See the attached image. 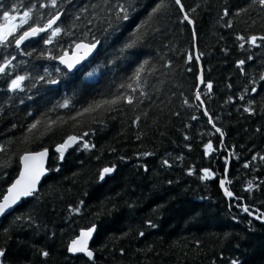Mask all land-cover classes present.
Here are the masks:
<instances>
[{"label": "trees", "instance_id": "obj_1", "mask_svg": "<svg viewBox=\"0 0 264 264\" xmlns=\"http://www.w3.org/2000/svg\"><path fill=\"white\" fill-rule=\"evenodd\" d=\"M180 3L0 0V25L29 12L0 44V199L22 153L50 152L38 191L0 219L4 264H264V6ZM78 41L98 47L68 73L54 59ZM92 225V260L70 256Z\"/></svg>", "mask_w": 264, "mask_h": 264}, {"label": "snow or ice", "instance_id": "obj_2", "mask_svg": "<svg viewBox=\"0 0 264 264\" xmlns=\"http://www.w3.org/2000/svg\"><path fill=\"white\" fill-rule=\"evenodd\" d=\"M177 4H180V0H176ZM259 3L264 6V0H259ZM52 7L56 6V0H51ZM159 7V6H158ZM123 10V9H122ZM158 9H154L156 11ZM127 18V17H125ZM4 19L6 21L5 24L0 25V44H3L4 42L8 41V38L13 35L14 32H16L17 28L27 24L29 20V12L25 11L23 13V16L19 20V24L14 23L16 20L15 16L9 15V13L6 11L4 12ZM59 19L58 16H54L53 18L49 19L47 25L45 27H32L29 31L23 32L22 35L19 36L18 39L15 40L16 46L19 47L23 41L28 39L30 36H36L40 32H44L47 29H52V26L56 23V20ZM187 15L185 16V20H187ZM191 23V21H189ZM61 29L59 27L52 30L51 36L55 37L60 33ZM239 39L243 40V37H238ZM261 39H264V37H261ZM46 43L51 42V37L49 40L45 41ZM250 43L255 44L256 37L253 36L249 40ZM86 48L87 51H91V48H94L95 45H81L78 44L77 48ZM87 51L85 52V56L87 55ZM31 55V53H29ZM84 59V57H79L77 60H75L72 63H68V67L71 70L75 67L76 64L80 63V60ZM62 62H65L63 58H61ZM243 63V61L241 62ZM6 66V65H5ZM5 66H0V72H3L5 69ZM138 75V73H137ZM25 77L23 76H17L16 79L11 81L10 87L12 89H17L20 87L21 81H23ZM55 83V81H52ZM209 89L211 88V85H208ZM254 91V90H253ZM197 99H199V94L197 95ZM112 103H115V101H112ZM129 103H131V100H129ZM247 111V109H246ZM195 119V117H193ZM31 128H36V124H33ZM219 132L220 129H217ZM69 141H75V137H69ZM70 145L66 141L65 144L60 145L57 147V151L60 153L61 158H63L64 150L69 147ZM207 149H211V144L206 146ZM47 155V150L45 149L42 152H37L29 155L22 156L20 159L23 162L24 168L20 173V177L14 182V184L9 188V196L4 197V202L0 203V213H3L4 210L8 207H10L12 204H15L21 197L23 196H29L32 195L33 191L35 190L36 182L40 179V176L43 175L44 169H43V158ZM247 167V165H245ZM111 168H105L103 170L104 173L111 172ZM209 174L205 173V177L207 178ZM103 178V175L102 177ZM224 181H221V184L223 185ZM249 188H251V182H249ZM227 195L231 196V192H227ZM245 211H248L247 208L244 209ZM91 231L88 232H82L81 238L74 240L72 242V246L69 248L70 252H86L89 258L92 257V253L90 251H87V237L91 235ZM3 251H0V256H3ZM44 255L46 256L47 253L45 252ZM233 264H236L234 261Z\"/></svg>", "mask_w": 264, "mask_h": 264}, {"label": "water", "instance_id": "obj_3", "mask_svg": "<svg viewBox=\"0 0 264 264\" xmlns=\"http://www.w3.org/2000/svg\"><path fill=\"white\" fill-rule=\"evenodd\" d=\"M179 6L182 8L181 3L179 4ZM54 16H58V17H60V13H56L55 15L51 16L49 19L53 18ZM49 19H48V20L45 22V24L42 25V26L35 25V26H31V27H29V28L23 30V31L21 32L20 35H22L23 32H25V31H29L30 28H32V27H45V25H47ZM57 21H58V19L56 20V23H57ZM56 23H55V24H56ZM55 24L52 26V28L55 26ZM48 30H50V29H47L46 31H48ZM46 31H44V32H40V33H38V34L45 33ZM38 34H37V35H38ZM20 35H18L16 39H18ZM37 35H36V36H37ZM36 36H30L28 39H26L25 41H23L19 47H21L25 42L29 41L30 39H32V38H34V37H36ZM16 39H15V40H16ZM15 40H14V45L16 46ZM78 44H81V45H89V46L94 44L95 47H94V48H91V51H87V49H86V48H83V47H81V48H77V45H78ZM16 47H17V46H16ZM97 47H98V42H97V41H96V42L78 41V42H76V43L71 47L70 50H69V49L64 50L60 55H58L57 57H55L54 61H55L56 64L60 65V66L63 67L64 69H66V71H67L68 73H74V72H76L77 70H79L80 67H81L85 62L89 61V60L92 58V56L94 55V53H95ZM86 51H87V55L85 56V52H86ZM82 56L84 57V59L80 60V63H79V64H76L75 67L72 68V69L70 70L69 67H68V63H72V62H74L75 60H77L79 57H82ZM61 58H63L65 62H62V61H61ZM69 137H75L76 139H75V141H69V139H68ZM66 141L68 142V144H69L70 146L67 147V148L64 150V153H63V154H65V153L67 152L68 149L73 148V147L78 143V141H79V137H78L77 135H75V134H70V135H68V136H67V137H66L61 143H57V144L52 148V152L57 153V154H60V153L57 151V147L60 146V145L65 144ZM45 149L47 150V155L43 158V169H44V172H43V175L40 176V179L36 182L35 190L33 191L32 195H29V196H23V197H21V198L15 203V204H12L10 207L6 208V209L4 210L3 213H0V219L3 218L4 216L8 215L9 213H11V212H12V211H13V210H14V209H15V208H16V207H17V206L23 201V200L28 199V198H31V197H32V196L38 191V189H39V187H40V185H41V183H42V180L44 179V177H45V176L48 174V172H49V170H48V168H47V164H48V159H49V154H50V152H49V150H48L47 148H43V149H39V150H35V151H26V152L22 153L21 157H22V156H25V155H29V154H33V153H37V152H42V151H44ZM21 157H20V158H21ZM23 168H24V165H23V162H22L21 159H20V167H19V171H18L17 175L15 176V178L12 180V182H11V183L9 184V186L7 187V189H6L5 193L3 194V196L1 197V199H0V203H3V202H4V197H5V196H9V195H10V193H9V188H10V187L14 184V182L20 177V173H21V171L23 170ZM106 168H111V167H106ZM104 169H105V168H104ZM104 169H103V170H104ZM111 169H112V168H111ZM103 170H102V173H101V177H102V175H103V177L106 176V175H110V174L112 173V171H113V169H112L111 172H109V173H104ZM223 189H224V185H223ZM95 229H96V226H95V225H92V226H90V227H87V228H83V229H81V230L79 231V234H78L73 240H71V241L69 242V244L67 245V253H68L70 256H73V257H74V256H77V255H82V256H84L85 258H87L88 260H92V258H93V251L90 249V244H91V241H92V239H93V235H94ZM89 230H92V231H91V235L88 236V237L86 238V239H87V251H90V252L92 253V257L89 258V256L87 255L86 252H70V251H69V248L72 246V242H73L74 240L80 239V238H81V233H82V232H85V233H86V232H88ZM0 264H4V263L2 262V260H1V256H0Z\"/></svg>", "mask_w": 264, "mask_h": 264}, {"label": "bare ground", "instance_id": "obj_4", "mask_svg": "<svg viewBox=\"0 0 264 264\" xmlns=\"http://www.w3.org/2000/svg\"><path fill=\"white\" fill-rule=\"evenodd\" d=\"M43 34V33H42ZM32 40V39H31ZM28 42V41H27ZM23 46V45H22Z\"/></svg>", "mask_w": 264, "mask_h": 264}, {"label": "rangeland", "instance_id": "obj_5", "mask_svg": "<svg viewBox=\"0 0 264 264\" xmlns=\"http://www.w3.org/2000/svg\"><path fill=\"white\" fill-rule=\"evenodd\" d=\"M14 23H16V22L14 21Z\"/></svg>", "mask_w": 264, "mask_h": 264}]
</instances>
